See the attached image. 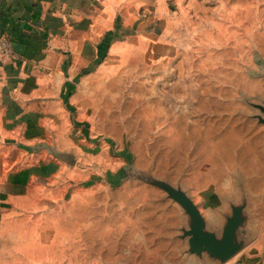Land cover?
Segmentation results:
<instances>
[{"label": "rangeland", "instance_id": "1", "mask_svg": "<svg viewBox=\"0 0 264 264\" xmlns=\"http://www.w3.org/2000/svg\"><path fill=\"white\" fill-rule=\"evenodd\" d=\"M160 7L141 25L152 35L128 37L123 21L106 34L94 101L71 108L75 187L0 223V264H222L190 251L193 218L173 193L219 238L239 215L225 264L264 239V0Z\"/></svg>", "mask_w": 264, "mask_h": 264}, {"label": "crops", "instance_id": "2", "mask_svg": "<svg viewBox=\"0 0 264 264\" xmlns=\"http://www.w3.org/2000/svg\"><path fill=\"white\" fill-rule=\"evenodd\" d=\"M171 1L0 0V32L15 52L0 58V223L68 202L80 158L71 108L94 101L91 61L118 22L128 37L152 35L141 25ZM243 264H264V239Z\"/></svg>", "mask_w": 264, "mask_h": 264}, {"label": "water", "instance_id": "3", "mask_svg": "<svg viewBox=\"0 0 264 264\" xmlns=\"http://www.w3.org/2000/svg\"><path fill=\"white\" fill-rule=\"evenodd\" d=\"M176 201L193 218V227L187 233L191 235L189 239L190 251L201 256L203 253L210 254L222 264H225L240 251L237 243H234L237 228L241 224V219L236 214L233 220L223 230L222 238L215 233L206 231V222L198 207L187 196L173 193Z\"/></svg>", "mask_w": 264, "mask_h": 264}, {"label": "built area", "instance_id": "4", "mask_svg": "<svg viewBox=\"0 0 264 264\" xmlns=\"http://www.w3.org/2000/svg\"><path fill=\"white\" fill-rule=\"evenodd\" d=\"M15 55L11 39L0 32V58H11Z\"/></svg>", "mask_w": 264, "mask_h": 264}]
</instances>
